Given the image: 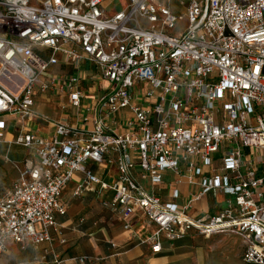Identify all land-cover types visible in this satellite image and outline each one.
I'll return each instance as SVG.
<instances>
[{"label":"built area","instance_id":"obj_1","mask_svg":"<svg viewBox=\"0 0 264 264\" xmlns=\"http://www.w3.org/2000/svg\"><path fill=\"white\" fill-rule=\"evenodd\" d=\"M104 1L0 0V143L29 153L0 199V253L8 243H66L63 191L76 181L72 198L98 186L111 190L112 201L102 203L127 232L138 212L154 224L143 241L153 254L164 240L192 232L234 234L243 241L244 263L264 264V0H128L112 16ZM83 83L92 84L93 98ZM64 93L82 125L36 110L37 95ZM87 98L93 103L85 105ZM8 118L21 126L5 142ZM37 120L52 122L55 134L33 133L28 125ZM217 154L220 164L213 165ZM106 160L118 169L112 183L90 166ZM167 171L200 186L184 207L139 183H161ZM207 193H225V205L189 216Z\"/></svg>","mask_w":264,"mask_h":264},{"label":"crops","instance_id":"obj_2","mask_svg":"<svg viewBox=\"0 0 264 264\" xmlns=\"http://www.w3.org/2000/svg\"><path fill=\"white\" fill-rule=\"evenodd\" d=\"M106 2L109 0L104 1L103 9L112 16L121 11L127 5L128 0H113V10L104 6ZM177 12L182 13V10H177ZM83 69L85 76H90L93 73L89 63L85 62ZM54 70L67 72L70 67H57ZM82 86L86 91L92 89V84L89 83H83ZM87 94L93 98L90 90ZM91 98L85 99L84 104H92L94 100ZM35 102L36 110L48 116L52 121L60 120L73 125H82L79 111L69 105L67 93L52 95L49 99L37 95ZM6 121L5 142L12 141L21 126L18 120L13 118H8ZM28 126L33 133L46 138H51L55 134V126L52 122L37 120L29 123ZM124 131L125 129L121 127L120 132ZM2 144L4 142L0 143V145ZM220 156L219 154L215 156L213 165L220 164ZM28 157L29 153L26 150L23 163ZM90 166L106 182L112 183L118 176L117 166L110 164L108 160L101 165L91 163ZM184 168L185 164H182V170ZM211 169L212 166L202 167L203 172H210ZM75 177L80 180L82 175L76 173ZM200 177L201 175L195 176L196 182ZM139 183L149 194L160 197L163 202L174 203L180 207H184L191 196L200 189L199 185L190 183L185 174L177 176L171 171L163 174L161 183H153L150 179L142 178H139ZM75 186L76 181H72L63 191V199L69 201L67 215L60 217L66 243L61 244L57 239L53 244L44 243L38 247L29 246L25 249H22L18 244L8 243L7 251L0 253V264H86L79 261V258L83 256H87L91 260L87 264H167L171 260L170 255L164 254L166 245L171 242L164 240L163 250L159 254H153L150 245L143 243L150 238L156 230V226L149 223L141 212H138L134 217L132 234L124 229V221L109 208H103L94 217L92 216V223L89 224L84 215L86 207L82 204H74V202L91 197H98L101 201H112L114 193L111 190H101L98 186L95 193H85L82 197L72 198ZM226 199L225 193L217 195L207 193L201 199L194 201L187 213L193 218L215 214L225 205ZM74 207L77 210L72 211L71 209ZM194 233L197 234L196 232L190 234Z\"/></svg>","mask_w":264,"mask_h":264},{"label":"rangeland","instance_id":"obj_3","mask_svg":"<svg viewBox=\"0 0 264 264\" xmlns=\"http://www.w3.org/2000/svg\"><path fill=\"white\" fill-rule=\"evenodd\" d=\"M104 6L113 10V0H109ZM186 21L185 18L183 23L186 24ZM103 86L108 88L109 84L103 82ZM25 153V148L14 143L0 145V199L6 196L16 182L19 172L24 166ZM74 204H82L86 207L84 213L87 215H84L89 224L92 223V216L94 217L101 209L106 208L98 197L77 200ZM71 210H77V208L74 207ZM244 250L243 241L237 235L217 234L205 237L194 233L166 245L164 254L171 256V260L167 264H245L242 259ZM90 261L88 258L85 263H90Z\"/></svg>","mask_w":264,"mask_h":264}]
</instances>
